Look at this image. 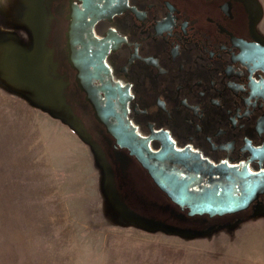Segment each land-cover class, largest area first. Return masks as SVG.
<instances>
[{
  "label": "flooded vegetation",
  "instance_id": "af4514ba",
  "mask_svg": "<svg viewBox=\"0 0 264 264\" xmlns=\"http://www.w3.org/2000/svg\"><path fill=\"white\" fill-rule=\"evenodd\" d=\"M10 5L18 18L5 42L26 51L33 48L27 26L43 11L47 75L61 81L62 96L103 154L115 199L127 211L208 231L182 237L190 239L264 216V9L258 0ZM180 185L190 193L216 185L242 201L231 207H245L189 215L187 205L167 194Z\"/></svg>",
  "mask_w": 264,
  "mask_h": 264
},
{
  "label": "rangeland",
  "instance_id": "374dc122",
  "mask_svg": "<svg viewBox=\"0 0 264 264\" xmlns=\"http://www.w3.org/2000/svg\"><path fill=\"white\" fill-rule=\"evenodd\" d=\"M13 1L0 0V43ZM263 218L196 239L126 224L90 149L0 83V264H260Z\"/></svg>",
  "mask_w": 264,
  "mask_h": 264
},
{
  "label": "water",
  "instance_id": "95a60500",
  "mask_svg": "<svg viewBox=\"0 0 264 264\" xmlns=\"http://www.w3.org/2000/svg\"><path fill=\"white\" fill-rule=\"evenodd\" d=\"M34 14L31 17L32 26H27L32 36L33 48L31 51H26L22 47L18 48V44L13 41L0 43V83L13 93L26 99L34 108L59 120L75 133L84 144L90 147L94 155L95 164L100 168L103 175L101 183L102 194L110 200L115 209L114 213L118 214L126 224L148 232L162 231L167 235L180 237L206 234L208 231L191 232L136 216L116 201L111 172L103 154L84 132L78 118L66 103L61 92V81L51 79L47 75L45 66L47 63L41 58L43 55V40L46 34L44 13L42 10H37ZM167 194L178 205H187L190 210L188 212L189 215L203 213H207L209 216L214 214L221 215L245 207L244 204V207L242 205L239 208H235L238 206L231 207L233 204L242 201L234 199L228 192H221L216 185H214L213 189L205 192L201 191L200 193H190L187 185H180L175 191L167 192ZM233 228H229V230Z\"/></svg>",
  "mask_w": 264,
  "mask_h": 264
},
{
  "label": "crops",
  "instance_id": "0c3cea01",
  "mask_svg": "<svg viewBox=\"0 0 264 264\" xmlns=\"http://www.w3.org/2000/svg\"><path fill=\"white\" fill-rule=\"evenodd\" d=\"M264 9V0H258ZM264 28V25H263ZM262 236H264V228L262 229V232L260 233ZM253 257H255L256 261L260 264H264V254H254Z\"/></svg>",
  "mask_w": 264,
  "mask_h": 264
}]
</instances>
